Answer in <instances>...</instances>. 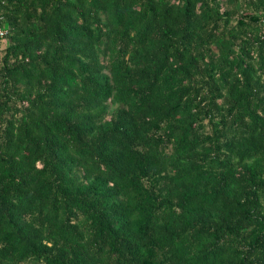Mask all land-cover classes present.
Listing matches in <instances>:
<instances>
[{
	"label": "trees",
	"instance_id": "1",
	"mask_svg": "<svg viewBox=\"0 0 264 264\" xmlns=\"http://www.w3.org/2000/svg\"><path fill=\"white\" fill-rule=\"evenodd\" d=\"M0 15V264H264V0Z\"/></svg>",
	"mask_w": 264,
	"mask_h": 264
},
{
	"label": "built area",
	"instance_id": "2",
	"mask_svg": "<svg viewBox=\"0 0 264 264\" xmlns=\"http://www.w3.org/2000/svg\"><path fill=\"white\" fill-rule=\"evenodd\" d=\"M1 20H2V17L0 15V49L3 46L4 38H5V34H6V31H5L4 27L1 24Z\"/></svg>",
	"mask_w": 264,
	"mask_h": 264
}]
</instances>
